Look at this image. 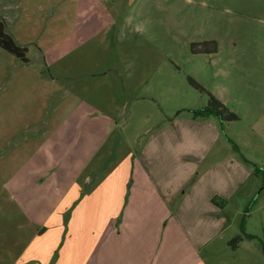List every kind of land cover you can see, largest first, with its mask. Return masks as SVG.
I'll use <instances>...</instances> for the list:
<instances>
[{
    "label": "crops",
    "instance_id": "obj_1",
    "mask_svg": "<svg viewBox=\"0 0 264 264\" xmlns=\"http://www.w3.org/2000/svg\"><path fill=\"white\" fill-rule=\"evenodd\" d=\"M0 1L5 32L24 45L19 26L26 1ZM94 34L67 51L42 48L35 59L24 45L28 61L0 46V190L32 214L30 237L11 264H221L220 250L239 251L246 243L264 257V232L251 228L260 218L264 228V186L258 188L252 164L264 168V94L238 100L242 113L216 94L239 115L223 129L216 116L195 117L190 110L196 108L180 101L166 109L152 95L123 96L116 78L99 76L103 70L63 82L56 65L84 50ZM114 101L144 116L146 138L138 148L122 153L118 125L106 111ZM256 196L245 221V232L256 238L234 248L228 212L242 219Z\"/></svg>",
    "mask_w": 264,
    "mask_h": 264
},
{
    "label": "rangeland",
    "instance_id": "obj_2",
    "mask_svg": "<svg viewBox=\"0 0 264 264\" xmlns=\"http://www.w3.org/2000/svg\"><path fill=\"white\" fill-rule=\"evenodd\" d=\"M25 1L19 33L30 58L42 54V48L70 50L89 33H96L84 43V50L69 51L67 59L56 65L63 82L103 70L99 76L116 78L123 96L152 95L166 109L178 101L201 107L207 103L208 91L229 99L230 106L242 113L244 105L238 100L248 94H264V0H107L94 4L61 0L55 6L43 0L38 1L39 6L33 0ZM92 13L102 16L96 21H77ZM190 78L205 91L193 86ZM106 111L118 125L115 134L122 139V153L144 142L143 115L129 106L122 109L116 101L106 103ZM4 151L0 149V156ZM263 177L259 173L258 188ZM1 184L2 180L0 189ZM234 211L228 212L232 227L226 234L236 231L231 239L240 232L242 214ZM31 216L16 198L10 194L7 200L0 190V264L13 263L22 251L30 237ZM261 220L251 227L260 235L264 232ZM215 257L221 264H247L246 257L251 258L250 264H264L261 249L251 243L235 252L220 250Z\"/></svg>",
    "mask_w": 264,
    "mask_h": 264
},
{
    "label": "trees",
    "instance_id": "obj_3",
    "mask_svg": "<svg viewBox=\"0 0 264 264\" xmlns=\"http://www.w3.org/2000/svg\"><path fill=\"white\" fill-rule=\"evenodd\" d=\"M0 46L6 49L7 51H9L10 53H12L13 55L17 56L23 61L29 60L27 57V50H28L27 47L24 45H20L14 39V37H12L11 35L5 32V26L3 22H0ZM190 82L196 88L201 89L202 91H205V88L199 82L195 81L192 78H190ZM206 92L208 95L207 103L199 108L190 110L195 117H198V116L208 117V116L214 115L219 119L220 124L223 129H224V124L227 121H236L239 119V115L236 112L230 110L222 102L220 98H218L216 95H214L211 92H208V91ZM227 138L233 144L234 150L238 152L241 159L245 161L246 163H251V161L242 153L240 147L230 137L227 136ZM252 164L254 166V171L256 173H261L264 176V168L256 163H252ZM263 186H264V183H263ZM257 197L258 196L253 198L244 208V212H243L241 223H240L242 234L235 236L229 242L230 245L233 246L234 248H236L237 245L244 239L256 238V236L245 232V221H246V218L249 216V213L253 205L256 203Z\"/></svg>",
    "mask_w": 264,
    "mask_h": 264
}]
</instances>
